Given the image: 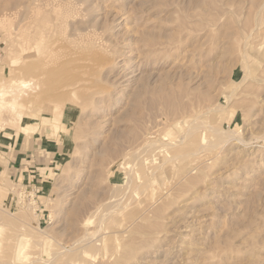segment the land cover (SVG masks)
Segmentation results:
<instances>
[{"label": "rangeland", "instance_id": "374dc122", "mask_svg": "<svg viewBox=\"0 0 264 264\" xmlns=\"http://www.w3.org/2000/svg\"><path fill=\"white\" fill-rule=\"evenodd\" d=\"M12 79L0 264H264V0H0Z\"/></svg>", "mask_w": 264, "mask_h": 264}, {"label": "crops", "instance_id": "0c3cea01", "mask_svg": "<svg viewBox=\"0 0 264 264\" xmlns=\"http://www.w3.org/2000/svg\"><path fill=\"white\" fill-rule=\"evenodd\" d=\"M44 138L45 135L35 134L31 141L33 145H23L22 143L19 146L18 156L15 160H12L10 165V171L15 175V179H19L24 183H32L36 187L38 186L37 183H44L45 169L39 163L40 159L38 158V152L46 146Z\"/></svg>", "mask_w": 264, "mask_h": 264}, {"label": "bare ground", "instance_id": "6f19581e", "mask_svg": "<svg viewBox=\"0 0 264 264\" xmlns=\"http://www.w3.org/2000/svg\"><path fill=\"white\" fill-rule=\"evenodd\" d=\"M254 24V23H253ZM255 27V26H254ZM249 30V29H248ZM257 30V29H256ZM262 30V29H261ZM248 32V31H247ZM261 32V31H260ZM239 33H240V31H239ZM254 34H256V33H254ZM245 36H246V34H245ZM245 44V43H244ZM256 46V45H255ZM244 49V48H243ZM246 57V56H245ZM246 59V58H245ZM254 63V62H253ZM247 70V69H246ZM6 83V84H5ZM1 87H0V114L2 113V115H3V113H4V111L5 110H7V109H10L11 111H15L16 110V106H15V104H17L18 103V101H22V100H24V99H27V98H29V96H26V95H28V94H26V93H24V96H23V92L25 91L24 89H26L27 87H29L30 85H31V83L28 81V80H26V79H18V80H10V81H8V82H5ZM183 96V95H182ZM7 97H11V99L12 100H10V101H8L7 100ZM22 99V100H21ZM240 102V101H239ZM181 103L184 105V109H186V108H188L187 107V103L183 100V101H181ZM235 103H237V104H239L238 102H235ZM234 103V104H235ZM191 103H188V105H190ZM156 105V104H155ZM181 105V104H180ZM194 105V104H193ZM240 105V104H239ZM191 106H192V104L189 106V108L187 109L188 110V112H189V109L191 108ZM176 107V106H175ZM182 107V109H183V106H181ZM180 107V108H181ZM201 107V106H200ZM179 108V109H180ZM178 109V108H177ZM182 109H180V110H182ZM192 110V109H191ZM170 111V110H169ZM172 112V111H171ZM175 112V111H174ZM193 112V111H192ZM191 112V113H192ZM184 113V112H183ZM176 115V114H175ZM179 116V115H178ZM3 117H4V115H3ZM173 117V116H172ZM203 117V116H202ZM1 119V118H0ZM5 118H3L2 120H4ZM171 118H169V120H170ZM196 121V120H195ZM4 122V121H3ZM1 124H4L5 125V122L4 123H1ZM198 124V123H197ZM205 125H206V123H205ZM6 126V125H5ZM5 126H3V127H1V129L2 130H4L3 128L5 127ZM193 127V126H192ZM198 127V126H197ZM208 127V126H207ZM196 128V127H195ZM195 128H192L193 130L195 129ZM201 129V128H200ZM217 129V128H216ZM216 129H213V131H215ZM188 130V129H187ZM217 131H219V132H217ZM217 131H215V133L217 132V136H218V133H220L219 135H221V130H217ZM214 133V134H215ZM222 134H224V135H226L225 133H222ZM223 135V136H224ZM215 137V136H214ZM222 137V136H221ZM221 137H219L220 139H221ZM183 139V138H182ZM223 139V138H222ZM184 140H185V138H184ZM196 139H194L193 141H195ZM218 140V139H217ZM241 140V139H240ZM193 143V142H192ZM194 144H195V142H194ZM193 144V145H194ZM207 144V143H206ZM153 145V144H152ZM192 145V146H193ZM208 145V144H207ZM211 145H213V144H211ZM151 146V145H150ZM200 146V145H199ZM206 145H203L202 147L204 148ZM202 147L200 146L199 148H201L202 149ZM208 147V146H207ZM213 147H214V145H213ZM208 148H210V150H211V147H210V145H209V147ZM197 149V148H196ZM205 149V148H204ZM213 149V148H212ZM221 149V148H220ZM195 151V150H194ZM180 152V151H179ZM198 152V151H197ZM174 153H175V151H174ZM140 154V153H139ZM193 154V153H192ZM196 154V153H195ZM179 155V154H178ZM187 155H189L188 153H187ZM187 155H185V156H187ZM140 157H141V155H140ZM177 157V156H176ZM175 157V158H176ZM135 158V157H134ZM172 158V157H171ZM195 158V157H194ZM197 159V158H196ZM194 161V160H193ZM190 165V164H189ZM135 166V165H134ZM135 181V180H134ZM145 185V184H144ZM121 191V190H120ZM113 205V204H112ZM93 236V235H92ZM19 241H20V245L22 244V242L24 241V237H21L20 239H19ZM22 246V245H21ZM84 252V251H83Z\"/></svg>", "mask_w": 264, "mask_h": 264}, {"label": "built area", "instance_id": "2783aa9c", "mask_svg": "<svg viewBox=\"0 0 264 264\" xmlns=\"http://www.w3.org/2000/svg\"><path fill=\"white\" fill-rule=\"evenodd\" d=\"M30 189H35V187H32V186H28L25 190H24V195H26V196H28L29 197V195H28V192H27V190H30Z\"/></svg>", "mask_w": 264, "mask_h": 264}]
</instances>
